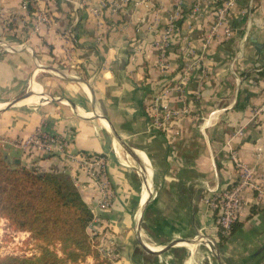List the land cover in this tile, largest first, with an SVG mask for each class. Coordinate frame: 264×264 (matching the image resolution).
Listing matches in <instances>:
<instances>
[{"label": "crops", "instance_id": "0c3cea01", "mask_svg": "<svg viewBox=\"0 0 264 264\" xmlns=\"http://www.w3.org/2000/svg\"><path fill=\"white\" fill-rule=\"evenodd\" d=\"M22 1L0 0L7 160L77 180L94 214L92 240L117 254L112 264H264V0H234L228 24L217 17L226 0H37L50 21L35 28ZM155 98L172 112L158 128ZM37 128L68 152L105 158L107 209L75 163L19 147ZM236 161L260 190L242 191L233 233L220 243L206 200L237 182Z\"/></svg>", "mask_w": 264, "mask_h": 264}, {"label": "trees", "instance_id": "16d2710c", "mask_svg": "<svg viewBox=\"0 0 264 264\" xmlns=\"http://www.w3.org/2000/svg\"><path fill=\"white\" fill-rule=\"evenodd\" d=\"M0 218L39 243V254L0 253V264H112L87 232L93 213L71 178L30 170L7 160L1 149ZM227 237L219 236L220 243Z\"/></svg>", "mask_w": 264, "mask_h": 264}, {"label": "built area", "instance_id": "2783aa9c", "mask_svg": "<svg viewBox=\"0 0 264 264\" xmlns=\"http://www.w3.org/2000/svg\"><path fill=\"white\" fill-rule=\"evenodd\" d=\"M233 1L234 0H226L219 8H217L218 20L228 24V9L233 4ZM36 2L37 0L22 1V8L25 10V13L33 16L34 28L38 27L40 24H48L50 21L48 14L44 10L35 9L29 12L28 6H33ZM192 11L194 14L199 13L198 3L193 6ZM12 19L13 21H18L16 17ZM151 110V125L157 128L165 126V124L172 118V112L167 106L160 104L159 98H155L152 102ZM18 145L22 149L33 146L47 154H60L69 162L75 163L98 188L99 198L97 201V208L104 210L110 206L113 194L106 173V160L103 156L98 154H77L68 152L66 150L65 142H63L58 136L43 132L40 128H37L29 137L21 140ZM235 166L238 172L237 182L228 188L214 191L206 200L210 208L215 212V227L218 239L219 236L227 237L230 235L232 226L236 222L240 213L242 191L246 188L260 190L257 184L253 182L252 172L247 165L236 161ZM73 183L75 186H78L77 180H74ZM95 230L96 227L91 221L87 227V232L91 240L92 234ZM92 242L94 241L92 240ZM206 242L208 243V247L213 251L214 246L216 245L215 242L208 239ZM97 247L99 251L111 261L115 259L117 254L111 248H105L98 244Z\"/></svg>", "mask_w": 264, "mask_h": 264}, {"label": "rangeland", "instance_id": "374dc122", "mask_svg": "<svg viewBox=\"0 0 264 264\" xmlns=\"http://www.w3.org/2000/svg\"><path fill=\"white\" fill-rule=\"evenodd\" d=\"M32 87L27 86L25 93L32 90ZM116 146V144H115ZM117 144V148L123 152V158L129 165H133L137 170L138 166L135 161ZM22 149V148H21ZM2 154L5 155L7 150L1 148ZM11 155H17V152H12ZM138 171V170H137ZM0 253L2 255H18L31 256L39 254V243L32 239L27 232H19L13 230L6 219L0 218ZM88 261V260H87ZM91 263V261H88Z\"/></svg>", "mask_w": 264, "mask_h": 264}, {"label": "water", "instance_id": "95a60500", "mask_svg": "<svg viewBox=\"0 0 264 264\" xmlns=\"http://www.w3.org/2000/svg\"><path fill=\"white\" fill-rule=\"evenodd\" d=\"M31 92H32V90L26 92L21 98L26 97V96L29 95ZM21 98H20V99H21ZM20 99H18V100H20ZM18 100H15V101L13 102V104L16 103V102H18ZM4 107H7V105H5ZM116 137H117V139H118L120 145H122V147H123V149L125 150V152H126V153H127V154H128V155H129L134 161H135V163L137 164V166H139L140 159H139V158L137 157V155L134 153L133 149H132L130 146H128V144H127L123 139H121L120 136H118V134H116ZM16 162L18 163V160H16ZM144 170L146 171V168H145V167H144ZM151 194H152V190L149 188L147 198H146V200L144 201V203H143V205H142V207H141V209H140V213L138 214L137 220H139V219L141 218V214H142V211H143L144 205H145V203L147 202V200L150 198ZM173 244H175V242H173L171 245H173ZM171 245H170V246H171Z\"/></svg>", "mask_w": 264, "mask_h": 264}]
</instances>
